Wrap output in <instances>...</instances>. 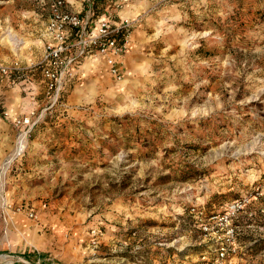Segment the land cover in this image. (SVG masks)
<instances>
[{
  "label": "rangeland",
  "instance_id": "374dc122",
  "mask_svg": "<svg viewBox=\"0 0 264 264\" xmlns=\"http://www.w3.org/2000/svg\"><path fill=\"white\" fill-rule=\"evenodd\" d=\"M54 1L0 0V61L21 66L0 93V264H264V0H64L123 20L128 48L57 95Z\"/></svg>",
  "mask_w": 264,
  "mask_h": 264
},
{
  "label": "built area",
  "instance_id": "2783aa9c",
  "mask_svg": "<svg viewBox=\"0 0 264 264\" xmlns=\"http://www.w3.org/2000/svg\"><path fill=\"white\" fill-rule=\"evenodd\" d=\"M87 1L91 3V0ZM91 16L90 6L82 15L79 11L68 9L64 0L53 2L45 26V36L48 39L44 42L41 59V72L45 78L48 92H54L57 95L64 81L73 75L74 68L86 56H101L111 73L118 75L120 58L128 48L127 24L123 20L114 22L106 17H101L93 23L90 20ZM19 68L17 62L8 65L0 64V74H9ZM17 122L27 124L29 118L20 119ZM20 136L24 138V135L21 134L19 139ZM231 213L233 210L223 214L222 220L226 223L227 232L233 234L234 228L229 222ZM220 249L214 263L219 262V256H224V247Z\"/></svg>",
  "mask_w": 264,
  "mask_h": 264
},
{
  "label": "crops",
  "instance_id": "0c3cea01",
  "mask_svg": "<svg viewBox=\"0 0 264 264\" xmlns=\"http://www.w3.org/2000/svg\"><path fill=\"white\" fill-rule=\"evenodd\" d=\"M40 1H42V0H40ZM32 12H34V11H32ZM29 13H31V11H28L27 13H25L26 15H28ZM35 13V12H34ZM25 14H22V15H25ZM36 14V13H35ZM25 17V16H24ZM48 18H49V15H48V17H47V19H46V22H45V24L39 29L40 30V33H39V35H38V44H39V46L42 48V51H41V58H42V56H43V52H44V42H46L47 41V39H48V37L47 36H45V26H46V24H47V21H48ZM83 60V59H82ZM11 63L12 62H17V58H15V57H13L11 60ZM4 62L3 61H0V64H3ZM5 63H7V62H5ZM10 63V64H11ZM18 63V62H17ZM81 64V63H80ZM78 65L77 66V68H79L81 65ZM20 66V65H19ZM42 68V67H41ZM41 68H40V74H41V77H42V79H41V82L43 83V82H45V78L43 77V75H42V72H41ZM19 69H21V66H20V68ZM19 69H17V70H14V71H12V72H9V74H5V75H3V74H0V93H3V92H5V91H3V88H5V87H10L11 85L10 84H13V85H16L17 83V80L20 78V76L21 75H19L20 73H19ZM77 71V70H76ZM33 83V81H32V77H31V75H29V76H25L24 78H23V80L21 81V84H24L25 86L24 87H22V89H23V92L25 93V97L23 98V99H25V98H29V100H31V99H33L34 98V88H33V90L32 91H29V89L31 88V86H28V84H32ZM22 104L23 103H25L24 101H22L21 102Z\"/></svg>",
  "mask_w": 264,
  "mask_h": 264
},
{
  "label": "trees",
  "instance_id": "16d2710c",
  "mask_svg": "<svg viewBox=\"0 0 264 264\" xmlns=\"http://www.w3.org/2000/svg\"><path fill=\"white\" fill-rule=\"evenodd\" d=\"M24 257L29 258V254H24ZM7 264H25V263H22V262H19V261H14V262L7 263Z\"/></svg>",
  "mask_w": 264,
  "mask_h": 264
}]
</instances>
